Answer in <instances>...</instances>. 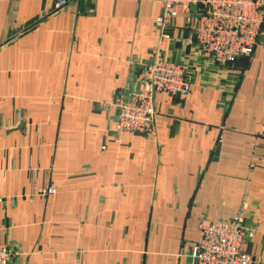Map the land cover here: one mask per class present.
<instances>
[{
  "label": "crops",
  "instance_id": "obj_1",
  "mask_svg": "<svg viewBox=\"0 0 264 264\" xmlns=\"http://www.w3.org/2000/svg\"><path fill=\"white\" fill-rule=\"evenodd\" d=\"M55 1L0 0L8 264H191L199 225L240 208L243 250L264 264V25L249 58L218 67L175 18L163 54L190 92L154 96V135L118 134L112 105L142 87L160 3Z\"/></svg>",
  "mask_w": 264,
  "mask_h": 264
},
{
  "label": "built area",
  "instance_id": "obj_2",
  "mask_svg": "<svg viewBox=\"0 0 264 264\" xmlns=\"http://www.w3.org/2000/svg\"><path fill=\"white\" fill-rule=\"evenodd\" d=\"M73 0H56L60 10ZM160 15L154 20L157 44L144 65L142 87L113 103L116 110L115 130L118 134H155L154 96L186 97L190 78L181 64L168 60L162 49L166 29L178 16L184 18L199 53L219 67H226L240 58H249L264 25V0H158ZM259 135L264 149V122ZM264 165V158H262ZM56 188L41 187L35 195L45 199ZM4 199L0 197V204ZM199 239L192 248L191 264H258L243 250L245 228L242 208L228 221L200 224ZM11 251L0 244V264H8Z\"/></svg>",
  "mask_w": 264,
  "mask_h": 264
},
{
  "label": "rangeland",
  "instance_id": "obj_3",
  "mask_svg": "<svg viewBox=\"0 0 264 264\" xmlns=\"http://www.w3.org/2000/svg\"><path fill=\"white\" fill-rule=\"evenodd\" d=\"M217 66V65H216ZM219 67V66H218Z\"/></svg>",
  "mask_w": 264,
  "mask_h": 264
}]
</instances>
